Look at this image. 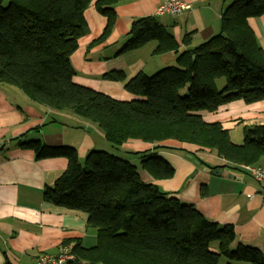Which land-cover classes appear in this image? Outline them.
<instances>
[{
	"label": "trees",
	"instance_id": "obj_1",
	"mask_svg": "<svg viewBox=\"0 0 264 264\" xmlns=\"http://www.w3.org/2000/svg\"><path fill=\"white\" fill-rule=\"evenodd\" d=\"M119 1L0 0V83L19 87L47 108L71 112L103 133L110 144L108 150L91 149L82 161L74 146L24 143L38 159H68L67 168L44 189V199L85 213L87 226L96 229L93 246L65 240L61 247L69 246L74 255L66 264H220L222 256L226 264H264V252L257 248L241 243L231 248L236 238L233 225L220 226L194 205L144 181L139 166L121 154L138 155L140 166L159 179L174 173L157 154L173 148L162 144L167 140L208 148L231 169L258 165L264 156V122L246 124L244 141L237 144L228 129L220 122H207L202 112L216 113L237 100H264V49L249 23L250 17L264 14V0L232 1L222 12L219 34L181 51L156 16L134 20L123 50L154 40V54L175 51L177 56L152 75L138 71L128 77L122 70L103 75L122 81L135 97L131 101L77 84L71 62L79 38L88 31L86 9L94 3L107 17L103 34L94 41L99 42L114 28V5ZM191 35H184L183 44L191 43ZM132 139L152 144V149H126L124 144Z\"/></svg>",
	"mask_w": 264,
	"mask_h": 264
},
{
	"label": "crops",
	"instance_id": "obj_2",
	"mask_svg": "<svg viewBox=\"0 0 264 264\" xmlns=\"http://www.w3.org/2000/svg\"><path fill=\"white\" fill-rule=\"evenodd\" d=\"M164 1H119L114 5L117 16L114 28L99 42L94 41L103 34L107 17L91 4L85 11L88 31L79 38V46L71 56L74 81L119 100L135 99L122 81L106 79L103 75L112 70H122L128 77L138 71L147 73L149 58L155 63L152 70H159L174 63L177 52L154 54L158 46L154 40L137 49L123 50L133 21L156 16L174 35L181 51L219 34L222 12L234 0H185L191 4L190 9L178 15H157V7ZM249 23L264 49V14L250 17ZM187 33H192L188 46L182 42ZM141 49L146 51L144 58L140 54L135 56ZM202 115L209 123L220 122L229 130L232 141L242 144L244 126L264 122V100L250 104L237 100L216 113L202 112ZM32 140L52 146H74L80 160L91 149H109L103 133L93 129L90 123L69 111L52 110L33 101L15 85L0 83V264H35L42 254L57 255L68 239H79L86 247L97 242L96 229L87 226L85 213L45 201L44 189L55 183L67 168L68 159H38L36 152L24 145ZM162 144L173 147L157 152L174 167L173 175L155 178L139 163L141 178L158 185L169 196L194 205L208 220L220 226L233 225L236 238L232 249L241 243L264 252L261 183L242 167H227L226 160L208 148L177 140ZM124 146L140 152L152 149V144L134 139ZM258 165L264 166V156ZM217 170H226L228 175ZM212 249L217 251L215 246ZM234 262L232 264H252Z\"/></svg>",
	"mask_w": 264,
	"mask_h": 264
},
{
	"label": "built area",
	"instance_id": "obj_3",
	"mask_svg": "<svg viewBox=\"0 0 264 264\" xmlns=\"http://www.w3.org/2000/svg\"><path fill=\"white\" fill-rule=\"evenodd\" d=\"M190 8L191 4L185 0H166L157 7L156 14L178 15L183 10ZM244 169L247 170L250 176L258 180L264 189V166H244ZM73 259L74 255L70 253V247L63 246L57 255L42 254L37 258L35 264H66L69 260Z\"/></svg>",
	"mask_w": 264,
	"mask_h": 264
},
{
	"label": "rangeland",
	"instance_id": "obj_4",
	"mask_svg": "<svg viewBox=\"0 0 264 264\" xmlns=\"http://www.w3.org/2000/svg\"><path fill=\"white\" fill-rule=\"evenodd\" d=\"M146 48V47H145ZM142 51H139V53H136V55L135 56H137V54H140L141 56H142V58H144L145 56H147L146 54H145V52L146 51H144L145 49H141ZM164 60V59H163ZM157 62H158V60H156ZM171 64H173V62H171L170 64H168V65H165V66H163V67H168L169 65H171ZM152 65H155V63L154 62H152L151 60H150V58H149V60H148V64H147V67H148V69H147V74H150V75H152L153 73H155V72H157L158 70H152L154 67H151ZM225 84V80L224 79H221L220 81H219V84ZM223 85H219V89H221L222 87H223ZM182 94H185L186 93V89H183L182 91ZM107 142V141H106ZM107 144H108V147L110 146V144L107 142ZM121 154H122V156L124 157V158H126L127 160H129V161H131L132 163H134L135 165H137V166H139V163H140V158H135V156H134V154H131V153H122L121 152ZM85 158H83V160H84ZM82 160V161H83ZM255 248V247H254ZM225 260H227L224 256H222V258L220 259V264H225L224 262H225ZM237 262V261H236ZM236 262H234V263H236Z\"/></svg>",
	"mask_w": 264,
	"mask_h": 264
},
{
	"label": "water",
	"instance_id": "obj_5",
	"mask_svg": "<svg viewBox=\"0 0 264 264\" xmlns=\"http://www.w3.org/2000/svg\"><path fill=\"white\" fill-rule=\"evenodd\" d=\"M217 173H221L223 175H228V172L226 170H217Z\"/></svg>",
	"mask_w": 264,
	"mask_h": 264
}]
</instances>
